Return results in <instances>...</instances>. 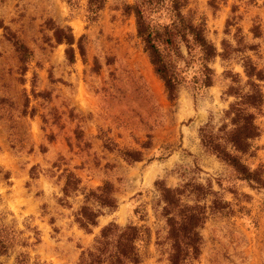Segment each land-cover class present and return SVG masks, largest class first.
Returning a JSON list of instances; mask_svg holds the SVG:
<instances>
[{"label": "rangeland", "instance_id": "rangeland-1", "mask_svg": "<svg viewBox=\"0 0 264 264\" xmlns=\"http://www.w3.org/2000/svg\"><path fill=\"white\" fill-rule=\"evenodd\" d=\"M133 1L107 0L99 18L90 21L86 0L77 9L67 0H0V19L33 51L24 72L0 27V215L31 241L36 235L27 225L40 231L41 241L29 248L30 264H77L82 250L110 221L145 225L141 264H166L167 255L157 245L164 222L153 209L159 195L155 182L165 179L175 187L191 178L204 184L211 180L235 213L207 221L196 264H264V190L238 180L203 149L199 135L210 117L220 123L234 99L224 94L228 81L223 72L232 69L245 78L243 66L218 58L215 83L198 94L186 86L173 104L137 38L135 16L124 12ZM189 9L206 17L219 48L225 38L234 41L236 26L231 34L226 28L236 17L247 40L260 44L258 54H248L264 68V0H191ZM255 25L261 26L262 36H254ZM56 26L72 29L74 62L68 45L55 41ZM82 36L85 57L78 47ZM258 122V150L247 163L264 168V114ZM101 135L112 139L114 150L104 146ZM125 150L139 159L128 161L121 153ZM59 157L66 158L84 186L94 188L104 180L115 185L118 207L105 210L91 233L74 222L81 194L70 198L72 207L58 201L62 170L50 173ZM34 165L41 170L38 177L31 174ZM138 207L147 213L145 220L135 211ZM16 255L0 256V264H17Z\"/></svg>", "mask_w": 264, "mask_h": 264}, {"label": "trees", "instance_id": "trees-1", "mask_svg": "<svg viewBox=\"0 0 264 264\" xmlns=\"http://www.w3.org/2000/svg\"><path fill=\"white\" fill-rule=\"evenodd\" d=\"M75 9L81 8L80 0H67ZM191 0H134L126 4L124 12L133 14L136 19L137 38L147 53L156 74L163 81L169 100L176 104L181 90L188 86L195 94L211 87L216 80L213 64L218 58L222 62H237L243 66L245 78L232 69L223 72L228 81L224 94L234 97L224 110L220 123L213 117L199 129L203 149L223 161L235 177L246 182L251 188L264 190V168H253L247 157L256 156V141L262 135L258 118L264 114V68L249 51L258 54L259 43L247 40L242 27L237 26L236 17L228 20L226 33L233 35L234 41L223 39L221 48L212 40L206 17L198 16L189 9ZM107 0H86L85 13L90 21H96L106 7ZM0 27L5 37L13 44L19 56L20 67L24 72L32 60L33 51L19 36L0 19ZM255 37L262 36L260 25L252 29ZM54 39L57 43L68 45L67 54L71 62L75 60V36L70 27H55ZM84 36L79 39L78 47L85 57ZM104 146L115 149V144L107 135L99 136ZM81 138V137H80ZM128 161L139 159L131 150L121 152ZM64 157L53 162L50 175L62 170L58 177L63 181L61 205L72 207L70 198L82 195L81 204L74 211V222L88 233L99 225V218L105 210L114 211L118 207L115 197L116 188L112 181L104 182L94 188L82 184L81 177L66 164ZM41 170L34 165L33 177ZM222 179L217 183L222 188ZM159 193L153 205L157 219L164 222L157 231V245L166 254V264H196L203 250L202 230L212 218L231 216L235 209L225 199L221 190L213 187L212 181L206 184L191 178L178 186H169L165 179L155 182ZM145 220L144 208L135 210ZM36 241L24 236V230L10 224L0 215V256L16 252L17 264H30L29 248L40 241V231L30 225ZM145 233V225L129 222L121 225L110 221L96 235L91 246L82 250L77 264H141L143 256L139 241ZM33 264H39L37 262Z\"/></svg>", "mask_w": 264, "mask_h": 264}]
</instances>
